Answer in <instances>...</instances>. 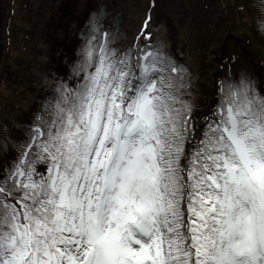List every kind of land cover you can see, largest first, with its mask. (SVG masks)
<instances>
[{"label":"snow or ice","instance_id":"snow-or-ice-1","mask_svg":"<svg viewBox=\"0 0 264 264\" xmlns=\"http://www.w3.org/2000/svg\"><path fill=\"white\" fill-rule=\"evenodd\" d=\"M150 24L118 50L94 21L75 79L0 136V264H264V83L200 110Z\"/></svg>","mask_w":264,"mask_h":264},{"label":"rangeland","instance_id":"rangeland-1","mask_svg":"<svg viewBox=\"0 0 264 264\" xmlns=\"http://www.w3.org/2000/svg\"><path fill=\"white\" fill-rule=\"evenodd\" d=\"M13 1L0 0V136L9 135L12 139L11 141L8 138L9 141L15 144L19 141L14 140L13 137L23 134L22 129L32 117L31 113L33 115L36 100L29 97L31 95L22 88L18 89L20 94L16 95L14 82L17 78L15 77L20 75L22 78L23 73L16 72L14 62L22 42L16 36L19 26L16 24L18 16L13 13L15 7L17 9ZM47 1L48 3L46 0H34L31 13L41 18L43 11L40 10V5L44 4L47 14L51 2ZM223 1L157 0V6L153 10L150 26H156L150 31L153 39L167 46L170 54L187 68L191 87L190 96H186L185 99L200 110L204 109V105L209 100L210 91L213 92V99H217L218 84L222 81L217 79L225 80L229 65L237 66L234 76L236 78L232 82L247 76L258 87L264 83V30L260 27L264 3L262 0ZM148 5L149 0H87V5L81 11V18L74 25L76 38L71 37L70 40L75 44L81 41L84 49L89 30L93 22L97 21L101 31L109 33L112 46L123 50L134 42L135 36L138 37ZM223 13L229 15L235 24V29L223 23ZM57 20L49 21L45 16V19L37 22V25L42 26L35 29L36 22L31 19L30 24L34 29L31 31L33 42L28 43L27 52H21L33 53L37 56L46 49L41 39L46 33L43 26L46 27L47 23H55ZM11 30L12 35L9 33ZM245 35H250V41L245 39ZM9 37L13 39L11 49H8ZM60 38L62 37H56L53 41L57 43ZM82 54L83 50L81 53L78 52L76 59L73 60L76 61V68L79 66ZM210 63L211 67H209ZM23 66L36 76L38 82L43 80L41 78L46 73L34 56L28 62H23ZM60 66H67L63 58ZM213 76L216 77V81H212ZM58 77L68 80L69 83L75 79L74 73L62 74ZM24 78L27 77L22 79ZM52 83L47 82L45 87L47 94L43 96L45 99L51 92ZM42 104L43 102L38 106Z\"/></svg>","mask_w":264,"mask_h":264},{"label":"trees","instance_id":"trees-1","mask_svg":"<svg viewBox=\"0 0 264 264\" xmlns=\"http://www.w3.org/2000/svg\"><path fill=\"white\" fill-rule=\"evenodd\" d=\"M49 9L47 14L45 13L44 4L40 5V10L43 11V14L40 17L31 13L32 2L34 0H15V15L18 16L16 20V24L19 26V31H16V36L20 38L21 49L18 54H16V58L14 59L16 65V72L23 73L21 76L27 77L22 79L20 75H16L17 81L14 82V86L16 87V95L20 94L19 88L28 92L29 97H32L36 100L37 103H42L45 100V96L47 94L45 87H47V82L52 83L55 77H58L62 74L68 75L70 73H75L76 68L74 67L73 61L76 59V55L81 47V41L77 44L70 40L71 37L76 38L74 33V29L76 23L81 18V11L87 5V0H50ZM225 2V0L223 1ZM46 3L48 1L46 0ZM231 10V7H229ZM247 8V7H245ZM244 8V10H245ZM227 14V13H226ZM224 14L225 18L229 21L230 27L235 29V24L229 17V15ZM49 21L51 19H58L55 23L49 22L46 24V27L43 26L46 33L43 34L41 39L43 40L42 45L44 48L39 55L35 56L33 53H25L27 52L28 43L32 41V33L33 27L30 24V20L33 19L36 23L35 29L40 28L42 25H37V22L41 21L43 18ZM38 21H36L34 18ZM224 20V19H223ZM46 21V20H45ZM224 24L228 25L224 20ZM81 28V27H80ZM12 35V30L10 31ZM78 34V33H77ZM242 34V33H241ZM250 36V35H249ZM249 36L245 35V39L249 40ZM56 37H62L56 43L53 41ZM13 45V39L10 37L9 49H11ZM21 51H25L22 53ZM65 55V56H64ZM32 56L38 60V63L42 70L45 71V75L41 78L43 79L41 82H38L36 76L31 74L27 67L23 66V62H28ZM64 60L67 63V66H60V61ZM57 63V66H56ZM237 66L231 65L228 70V76L231 78L236 74ZM238 78V77H237ZM34 79V80H33ZM21 80V81H20ZM238 79H235V81ZM20 81V82H19ZM50 94V93H49ZM34 109V108H33Z\"/></svg>","mask_w":264,"mask_h":264}]
</instances>
